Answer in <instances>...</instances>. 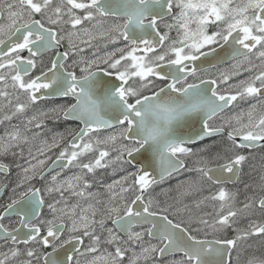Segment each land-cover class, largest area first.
<instances>
[{
    "label": "snow or ice",
    "instance_id": "snow-or-ice-1",
    "mask_svg": "<svg viewBox=\"0 0 264 264\" xmlns=\"http://www.w3.org/2000/svg\"><path fill=\"white\" fill-rule=\"evenodd\" d=\"M258 250L264 0H0V264Z\"/></svg>",
    "mask_w": 264,
    "mask_h": 264
},
{
    "label": "flooded vegetation",
    "instance_id": "flooded-vegetation-1",
    "mask_svg": "<svg viewBox=\"0 0 264 264\" xmlns=\"http://www.w3.org/2000/svg\"><path fill=\"white\" fill-rule=\"evenodd\" d=\"M111 47V46H110ZM57 131H63V126H60L56 129ZM251 164H256V165H259L260 163V160H259V153H257V158L256 160L254 161H251L250 162ZM72 171H75V169H73ZM248 171V167L246 166L245 168V172ZM245 177L244 176V180H245ZM106 179H109V177H105ZM184 179V176H174L173 178H171L170 180H167L163 185H161V187H170V186H175L180 180ZM231 187V186H230ZM157 191H159V189H157Z\"/></svg>",
    "mask_w": 264,
    "mask_h": 264
},
{
    "label": "rangeland",
    "instance_id": "rangeland-1",
    "mask_svg": "<svg viewBox=\"0 0 264 264\" xmlns=\"http://www.w3.org/2000/svg\"><path fill=\"white\" fill-rule=\"evenodd\" d=\"M258 166V165H257ZM76 171V170H75ZM254 178V176L253 177H248V176H246L245 177V180L247 181V180H250V179H253ZM261 251H264V250H258L257 252H256V254L257 255H260L261 254Z\"/></svg>",
    "mask_w": 264,
    "mask_h": 264
}]
</instances>
